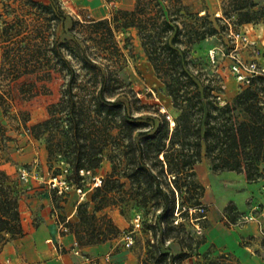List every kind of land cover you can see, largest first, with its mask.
<instances>
[{
  "label": "trees",
  "instance_id": "1",
  "mask_svg": "<svg viewBox=\"0 0 264 264\" xmlns=\"http://www.w3.org/2000/svg\"><path fill=\"white\" fill-rule=\"evenodd\" d=\"M30 1L38 8L32 22L15 14L9 0H0V112L18 107L28 122L32 108H44L45 115L29 126L31 135L44 139L48 162L66 164L82 190L84 173H95L109 157L112 171L100 178L78 204L75 221L67 224L75 226L80 246L116 238L119 226L99 213L130 203L161 209L152 225L154 238L159 233L162 241L179 238L173 232L183 225L174 224L176 194L180 207L186 205L179 209L181 215L201 207L204 187L196 166L205 157L215 173L235 171L249 182L262 177L264 77L241 85L223 102L220 75L209 72L207 60L198 54L223 26L192 13L184 0H154L149 14L137 3L132 10L117 9L112 18L84 22L73 20L56 2ZM231 2L241 24L264 16V8L257 9L253 0ZM5 15L14 16L9 21ZM69 19L66 36L57 38L59 22ZM128 28L138 30L161 90L170 98V110L145 103L123 79L126 56L116 33ZM6 129L0 119V141L6 139ZM60 171L56 168L54 177ZM22 234L20 191L0 169V243ZM203 241H190L187 252L175 255L158 239L148 241L147 264H185Z\"/></svg>",
  "mask_w": 264,
  "mask_h": 264
},
{
  "label": "rangeland",
  "instance_id": "2",
  "mask_svg": "<svg viewBox=\"0 0 264 264\" xmlns=\"http://www.w3.org/2000/svg\"><path fill=\"white\" fill-rule=\"evenodd\" d=\"M232 0H184V4L192 13H198L199 16L208 15L210 20H215L217 24L223 26L224 31L221 34L214 35L206 40L199 49V56L202 60H207L209 72H214L220 75L224 93L222 101L230 100L229 90L234 88L235 91L241 90V84L235 79L231 72L232 58L230 56L231 49L234 43L227 35L229 29L240 30L244 29L247 24H241L238 15L231 10ZM256 3L257 9L264 8V0H253ZM58 3L62 8L73 17V20L86 21L91 18L87 16V12L82 7L80 0H51L43 2ZM137 3L149 13L155 4L154 0H136ZM170 4L169 1H165ZM9 5L15 11V14L28 17L31 22L37 18L36 13L38 8L32 4L30 0H9ZM133 7V9L135 8ZM223 7L231 10L226 12ZM132 10V9H131ZM117 12L114 11L110 18ZM147 14V15H148ZM14 15H5L9 21ZM71 19L65 22H59L56 27V37L64 38L67 34L66 29L71 26ZM250 25V24H248ZM255 31H264V16L255 23H252ZM251 26V25H250ZM116 39L119 46L125 53V68L122 73L123 79L130 83L140 98L148 104H158L163 111L170 108L171 101L161 90V83L155 75V72L147 60L143 51L138 30L136 28H128L120 30L116 33ZM240 55L245 59L254 56L251 48H240ZM170 110V109H169ZM18 107H11L9 112L4 114L0 112V119L5 123L6 139L0 141V169L4 170L10 177V184L20 191V199L26 191V186L32 178L45 182L50 186L54 206L59 214V220L65 221L66 225L69 221L74 222L76 219L77 206L79 203L87 200L88 195L93 188L98 184L101 177L106 176L112 171V163L108 156L105 157L103 164L95 173H84L85 179L82 181L83 191L85 195L78 193V186L71 177L66 164L54 162L52 165L47 159V150L44 139H36L31 135L29 126L32 122L38 120L45 115V110L42 107H35L30 110V120L25 122L21 117ZM173 124V119H172ZM31 157H34L32 159ZM56 168H60L58 178L67 182L69 188L64 189L62 193L58 192V188H54L51 181L54 177L53 173ZM26 170L28 180L22 179V172ZM211 161L209 158H204L201 163L196 166V174L198 182L204 187V195L202 197L201 208L203 210L190 209L188 214L181 215L180 208H186V205L180 207L179 197L176 194V220L174 224L178 226L183 224L173 231L174 234H180L179 238H169L161 240L160 233L157 238H154V230L152 225L156 222L157 217L161 213V209L157 210L154 207H142L130 203L128 206H111L105 208L101 213H106L119 226L120 234L111 240L117 247H128L136 256L138 264H147V260L151 261L148 241L151 244L162 242V247L170 254H179L187 252L185 247L190 241L194 244L197 241L205 240L206 231L213 224L227 216L229 220H239L237 209L233 203L225 204L223 209L217 207V204H223L220 201L226 198V194L220 191L222 185L218 177H213ZM263 176V172H262ZM97 177V179H96ZM260 179V178H259ZM236 182L231 180V183ZM44 184V183H42ZM225 203V202H224ZM230 207V208H229ZM64 211L65 215H62ZM72 211V213H71ZM74 212V214H73ZM67 213L73 215L68 216ZM140 217V225H137L136 218ZM238 217V218H237ZM69 227V226H68ZM74 227H69L73 232ZM128 237L132 238L133 243L127 245ZM183 241V242H182ZM194 253L193 256L197 255ZM220 256L219 259H213L215 264H240L234 259ZM191 258V257H190ZM186 259L185 264H190L189 259ZM209 262V261H208Z\"/></svg>",
  "mask_w": 264,
  "mask_h": 264
},
{
  "label": "crops",
  "instance_id": "3",
  "mask_svg": "<svg viewBox=\"0 0 264 264\" xmlns=\"http://www.w3.org/2000/svg\"><path fill=\"white\" fill-rule=\"evenodd\" d=\"M80 2L88 17L100 20L110 18L117 9H133L136 0ZM255 32L264 51V31ZM262 58L264 60V55ZM236 93L234 88L229 90L230 97ZM262 172L260 179L250 182L244 174L235 171L213 173L222 185L220 191L226 194L220 201L223 204H217V207L223 209L228 202L233 203L239 216L254 212L256 218L242 223L223 215L206 231L198 254L189 259L190 264H206L220 256L240 264H264V163ZM231 180L236 182L231 183ZM50 188L37 178L29 180L20 199L23 234L18 237L8 235L7 240L0 243V264H92L91 260L98 264H138L128 247H117L111 241L80 246L65 221L59 220ZM61 213L65 215L64 211ZM71 213L66 215L74 214Z\"/></svg>",
  "mask_w": 264,
  "mask_h": 264
},
{
  "label": "built area",
  "instance_id": "4",
  "mask_svg": "<svg viewBox=\"0 0 264 264\" xmlns=\"http://www.w3.org/2000/svg\"><path fill=\"white\" fill-rule=\"evenodd\" d=\"M250 25L247 24L244 29H230L229 31V37L234 43L233 49L230 53L232 58L231 72L241 85L251 84L252 80L257 76L264 77V60L262 58L264 51L262 50L260 37L255 32L254 26L252 24ZM245 47L251 48L255 55L248 59L242 57L238 51L240 48ZM28 174L29 173L24 170L22 172V179L28 180ZM51 183L54 188H58V192L60 193H62L64 189L69 188L67 182L58 177L53 178ZM77 191L79 194L82 193L83 195L86 193L81 188H77ZM199 210H203V208L200 207ZM255 218L256 214L251 212L249 214L241 215L239 221L246 223L254 220ZM136 223L137 225H140V217L136 218ZM64 224H66V222H64ZM131 243H133V240L128 237L127 245H130ZM91 262L92 264H98L95 260H91Z\"/></svg>",
  "mask_w": 264,
  "mask_h": 264
},
{
  "label": "water",
  "instance_id": "5",
  "mask_svg": "<svg viewBox=\"0 0 264 264\" xmlns=\"http://www.w3.org/2000/svg\"><path fill=\"white\" fill-rule=\"evenodd\" d=\"M164 112V111H163Z\"/></svg>",
  "mask_w": 264,
  "mask_h": 264
}]
</instances>
